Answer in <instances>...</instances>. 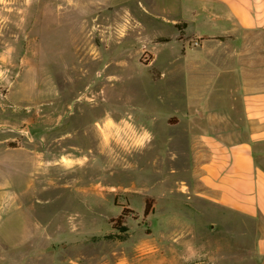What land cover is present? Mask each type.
I'll return each mask as SVG.
<instances>
[{
    "label": "rangeland",
    "instance_id": "rangeland-1",
    "mask_svg": "<svg viewBox=\"0 0 264 264\" xmlns=\"http://www.w3.org/2000/svg\"><path fill=\"white\" fill-rule=\"evenodd\" d=\"M179 2L0 0V122L11 115L21 123L22 135L33 133L34 148L65 156L58 165L34 171L33 197L7 217L12 230L0 264H161L160 251H137L143 240L165 246L155 198L146 197L147 212L141 197L126 206L124 193L118 205L95 208L93 188L99 181L151 187L155 171H171L176 163L164 145L181 128L170 127L164 117L183 105L162 90L179 91L181 97L184 80L182 74L170 79L163 73L174 68L167 59L184 56L198 44L190 36L175 39L180 26L166 18L178 12ZM26 118L38 122L32 133L22 121ZM47 119L63 122L49 130V140ZM112 120L121 125L110 128L115 135L140 134L145 128L151 138L128 154L100 153V125L104 130ZM62 135L66 138L60 140ZM175 212L183 219L188 214L184 207ZM191 216L195 246L199 239L220 240L224 246L229 229L238 227L221 209L197 208ZM226 219L225 228L207 233V224Z\"/></svg>",
    "mask_w": 264,
    "mask_h": 264
},
{
    "label": "crops",
    "instance_id": "crops-1",
    "mask_svg": "<svg viewBox=\"0 0 264 264\" xmlns=\"http://www.w3.org/2000/svg\"><path fill=\"white\" fill-rule=\"evenodd\" d=\"M179 1L178 12L163 17L175 22V28L180 26L177 41L190 36L198 44L184 56L167 59L174 68L163 73L170 79L182 74L184 80L181 97L179 91L162 90L183 105L164 117L170 127L181 128L164 145V152L176 163L171 171H155L156 185L147 188L99 181L93 188L94 207L118 205L120 193L126 197V206L134 205L137 197L155 198L153 207L160 210V239L165 246L143 240L137 251L143 255L160 251L161 264H264V0ZM181 20L182 25H177ZM12 118L5 116L0 122V251H5L6 234L12 230L8 215L33 197L34 171L62 163L65 157L33 147L32 128L37 121L22 120L32 133L24 136L21 123ZM60 122L45 121L47 140L49 130ZM118 123L112 120L104 130L100 125V153L112 158L119 150L128 154L151 138L145 128L138 134L128 125L124 127L130 136L115 135L110 128L118 129ZM183 141L185 150L180 147ZM178 207L188 211L184 219L176 214ZM203 207L226 211L230 223L238 224L227 232L226 245L220 240L199 239L196 246L192 242L195 218L191 214ZM237 216L239 220L233 219ZM227 221L210 222L205 226L207 233L225 228Z\"/></svg>",
    "mask_w": 264,
    "mask_h": 264
},
{
    "label": "trees",
    "instance_id": "trees-1",
    "mask_svg": "<svg viewBox=\"0 0 264 264\" xmlns=\"http://www.w3.org/2000/svg\"><path fill=\"white\" fill-rule=\"evenodd\" d=\"M148 203H149V200L147 199L146 200V212L148 211ZM128 210V209H127ZM127 210H126V208L124 209V211L121 213L123 216L126 214V212H127Z\"/></svg>",
    "mask_w": 264,
    "mask_h": 264
}]
</instances>
